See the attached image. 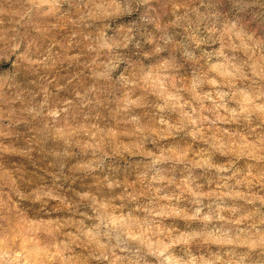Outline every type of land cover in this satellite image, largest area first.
Segmentation results:
<instances>
[{
    "label": "rangeland",
    "instance_id": "rangeland-1",
    "mask_svg": "<svg viewBox=\"0 0 264 264\" xmlns=\"http://www.w3.org/2000/svg\"><path fill=\"white\" fill-rule=\"evenodd\" d=\"M0 264H264V0H0Z\"/></svg>",
    "mask_w": 264,
    "mask_h": 264
}]
</instances>
